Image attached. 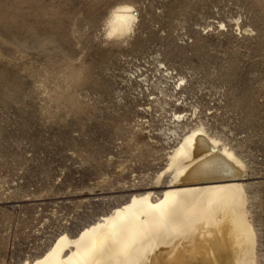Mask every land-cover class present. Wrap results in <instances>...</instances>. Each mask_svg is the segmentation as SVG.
<instances>
[{"label":"rangeland","instance_id":"obj_1","mask_svg":"<svg viewBox=\"0 0 264 264\" xmlns=\"http://www.w3.org/2000/svg\"><path fill=\"white\" fill-rule=\"evenodd\" d=\"M123 1L138 18L115 42ZM170 101L243 154L264 264V0H0V264L154 186Z\"/></svg>","mask_w":264,"mask_h":264},{"label":"bare ground","instance_id":"obj_2","mask_svg":"<svg viewBox=\"0 0 264 264\" xmlns=\"http://www.w3.org/2000/svg\"><path fill=\"white\" fill-rule=\"evenodd\" d=\"M137 18L134 3L115 4L105 35L127 40ZM237 24L241 33L255 31ZM164 72L173 79L178 75L172 66ZM178 80L181 86L185 77ZM177 103H168L172 117L162 134L170 149L154 186L131 192L76 233L62 230L43 251L18 264L260 263V231L250 203L253 184L243 154L197 109L186 116ZM146 122L152 126L148 120L141 125Z\"/></svg>","mask_w":264,"mask_h":264},{"label":"built area","instance_id":"obj_3","mask_svg":"<svg viewBox=\"0 0 264 264\" xmlns=\"http://www.w3.org/2000/svg\"><path fill=\"white\" fill-rule=\"evenodd\" d=\"M148 63L147 64H145V66H147L148 67ZM145 68V67H144ZM165 70V69H164ZM161 71H162V69H161ZM148 75V74H147ZM144 80H147V78H144ZM148 81H149V75H148Z\"/></svg>","mask_w":264,"mask_h":264}]
</instances>
